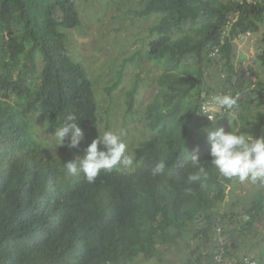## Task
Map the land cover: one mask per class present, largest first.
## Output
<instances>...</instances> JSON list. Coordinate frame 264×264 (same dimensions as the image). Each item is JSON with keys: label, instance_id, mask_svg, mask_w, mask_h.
Instances as JSON below:
<instances>
[{"label": "trees", "instance_id": "1", "mask_svg": "<svg viewBox=\"0 0 264 264\" xmlns=\"http://www.w3.org/2000/svg\"><path fill=\"white\" fill-rule=\"evenodd\" d=\"M131 2L132 20L153 18L146 50L161 71L158 91L141 111L152 135L131 148L134 167L102 172L89 183L83 174L68 176L64 166L100 133L91 76L66 42V30L82 25L77 0H0V264L164 263L165 250L180 241L185 264H229L245 255L264 262V251L251 254L255 241L246 245L264 215V195L243 209V220L225 210L227 189L238 178L211 165L201 131L229 121L231 111L218 114L215 126L201 115L220 89L241 92L237 106L244 110L257 107L240 114L237 129L264 135V79L253 80L234 60V39L264 23V0ZM262 43L264 67V34ZM215 65L223 72L221 86L204 92ZM123 74L121 68L108 87L109 100ZM136 96L134 84L127 90L128 113ZM38 112L53 134L75 115L85 140L74 149L43 140L33 125ZM193 156L207 177L189 183ZM160 160L165 171L153 176Z\"/></svg>", "mask_w": 264, "mask_h": 264}, {"label": "rangeland", "instance_id": "2", "mask_svg": "<svg viewBox=\"0 0 264 264\" xmlns=\"http://www.w3.org/2000/svg\"><path fill=\"white\" fill-rule=\"evenodd\" d=\"M132 5L131 0H77L82 25L66 30V42L73 59L85 63L91 76L101 114L100 133L118 132L124 129L126 131L124 141L128 145L129 154L134 157L131 148L152 135L141 118V111L153 100L158 91L157 78L161 69L160 65L155 64L148 57L146 50L147 24L153 18L132 20L131 13L128 12V7L132 9ZM263 34L264 23L260 25L258 32L234 39L235 63L240 70L248 72L253 80L264 79V67L258 57L263 49ZM121 68H124L123 83L119 88L110 90L112 94L109 100L107 89L114 83ZM222 75L219 65L211 66L206 73V82L210 83L209 89L204 92L211 90L210 87L219 88L223 81ZM134 84H137L136 103L133 112L128 113L127 90ZM256 108V105H253L247 111L237 106L236 110L231 111L232 114L227 125L223 127L224 130L230 131L232 126L237 129L238 125H235V121H240V114L249 115L256 111ZM33 117V125L40 137L57 144L54 134L48 131L49 127L42 114L38 112ZM219 128L217 127V130ZM121 168L131 169L123 166ZM227 193L225 210L237 212L238 215L235 217L243 220V209L264 195V186L248 181L240 182L237 179L228 187ZM251 241L256 242L251 254L259 256L258 254L264 251V215L256 222L246 245L248 246ZM242 250L248 252L246 247ZM165 253L164 263L155 259L145 264H185L184 242L180 241L179 245L170 246Z\"/></svg>", "mask_w": 264, "mask_h": 264}, {"label": "clouds", "instance_id": "3", "mask_svg": "<svg viewBox=\"0 0 264 264\" xmlns=\"http://www.w3.org/2000/svg\"><path fill=\"white\" fill-rule=\"evenodd\" d=\"M237 106V98L230 94L214 95L210 102L205 104L202 114L215 126V114L221 111L228 112ZM201 131L207 134L210 142L211 165L218 173L226 178H238L240 182L248 181L252 184L264 186V135L253 137L239 131H225L224 128L211 130L205 127ZM57 146H66L69 149L79 148L85 140V132L78 125L75 115L69 114L62 126L54 132ZM126 131H105L98 135L84 148L82 156L77 155L72 161L64 164L68 176L83 174L89 183L102 173L111 172L121 166L132 168L135 160L128 152V145L124 141ZM198 151V148L195 149ZM196 171L187 177V182L195 183L207 177V171L202 164L196 163ZM165 171V161L160 160L151 168L153 176L162 175Z\"/></svg>", "mask_w": 264, "mask_h": 264}, {"label": "built area", "instance_id": "4", "mask_svg": "<svg viewBox=\"0 0 264 264\" xmlns=\"http://www.w3.org/2000/svg\"><path fill=\"white\" fill-rule=\"evenodd\" d=\"M251 1V0H249ZM222 94H230V95H233L237 98V104L239 102V100L241 99V92L237 91V92H232V91H224V90H217V92L214 94V95H222ZM212 95V94H211ZM209 98L206 99V101L203 103L202 105V109H203V106L207 103L210 102L211 98L214 96L212 95ZM236 108V107H235ZM234 108V109H235ZM234 109H232L231 111H233ZM224 113V111H221L219 113H216L215 114V118L218 117V114H222ZM222 230V227H218V232L220 233ZM229 264H264V262H261L259 259H257L256 257L252 256V255H245L243 256L239 261H235V262H230Z\"/></svg>", "mask_w": 264, "mask_h": 264}]
</instances>
